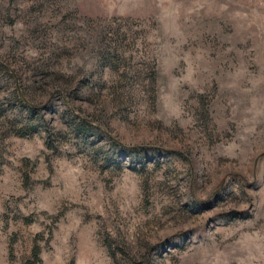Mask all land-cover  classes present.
Segmentation results:
<instances>
[{
    "label": "rangeland",
    "instance_id": "rangeland-1",
    "mask_svg": "<svg viewBox=\"0 0 264 264\" xmlns=\"http://www.w3.org/2000/svg\"><path fill=\"white\" fill-rule=\"evenodd\" d=\"M0 264H264V0H0Z\"/></svg>",
    "mask_w": 264,
    "mask_h": 264
},
{
    "label": "trees",
    "instance_id": "trees-1",
    "mask_svg": "<svg viewBox=\"0 0 264 264\" xmlns=\"http://www.w3.org/2000/svg\"><path fill=\"white\" fill-rule=\"evenodd\" d=\"M23 104H24V103H23ZM25 105L28 107L29 110H32V109L35 108L33 105H30V104H25Z\"/></svg>",
    "mask_w": 264,
    "mask_h": 264
}]
</instances>
